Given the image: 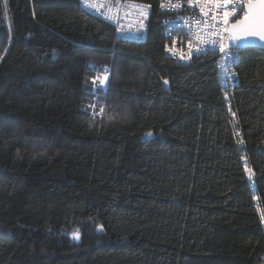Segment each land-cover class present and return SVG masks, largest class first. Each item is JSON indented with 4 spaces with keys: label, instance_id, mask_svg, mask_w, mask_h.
Here are the masks:
<instances>
[{
    "label": "trees",
    "instance_id": "1",
    "mask_svg": "<svg viewBox=\"0 0 264 264\" xmlns=\"http://www.w3.org/2000/svg\"><path fill=\"white\" fill-rule=\"evenodd\" d=\"M133 1L139 42L80 0H0V264H261L264 51L228 107L217 56L168 58Z\"/></svg>",
    "mask_w": 264,
    "mask_h": 264
},
{
    "label": "built area",
    "instance_id": "2",
    "mask_svg": "<svg viewBox=\"0 0 264 264\" xmlns=\"http://www.w3.org/2000/svg\"><path fill=\"white\" fill-rule=\"evenodd\" d=\"M81 6L91 15L101 18L105 23L113 27L115 37L118 39L142 41L147 35V20L151 12V6L136 2L133 0H90L93 7H86L83 0H80ZM174 4H180L181 7H169L167 0H164L165 6L162 8V0L158 1V9L164 18L161 21L163 27V36L166 39L164 52L168 58L177 63H190L192 59L200 56L215 54L216 68L221 81V90L224 99L228 104V94L236 85V74L234 66L239 56V50L232 48L237 55L235 62L228 60L219 50V42L222 41L229 46V27L236 20L245 15V7L249 0H172ZM226 12L232 15L225 17ZM179 38L176 44L173 39ZM208 41V43H204ZM211 41H217L213 44ZM192 43L193 49L200 47L201 52L188 57V44ZM167 46V47H166ZM181 53L186 57L181 59ZM108 69L105 72V69ZM226 72L231 75H226ZM110 75V67H104L101 73L95 72L91 81L92 88L104 91L107 87ZM107 76L104 85L100 84V79ZM95 103V100L93 101ZM229 107V104H228ZM261 264H264V256L261 258Z\"/></svg>",
    "mask_w": 264,
    "mask_h": 264
},
{
    "label": "snow or ice",
    "instance_id": "3",
    "mask_svg": "<svg viewBox=\"0 0 264 264\" xmlns=\"http://www.w3.org/2000/svg\"><path fill=\"white\" fill-rule=\"evenodd\" d=\"M84 4L86 7H93V3L90 2V0H83ZM193 2V0H189V3L191 4ZM228 0H224V3L227 4ZM167 3L169 5V7L175 9L178 7H181L180 4H174L172 3V0H167ZM258 5V16H259V23L258 26H254V27H241L244 24V21H236V24L233 25V30H239L240 32H242L245 36L247 35H252V36H259L261 40H264V0H249V9L251 10L254 6ZM165 6L164 4V0H162V4L161 7L163 8ZM232 15L231 12H226L225 13V17H228ZM249 19V16L246 14L245 15V21ZM240 39L239 36H233L231 38L232 44L235 45L236 41ZM179 41V38H174L173 39V44H176ZM204 43H208V41H204ZM211 43L215 44L217 43V41H211ZM167 47V46H166ZM188 57L190 59V57L196 53H199L202 51V49L200 47H197L195 49H193L192 47V43L189 42L188 44ZM219 50L220 52L227 57L228 60H231L233 63L235 62L234 57L237 55L236 52L233 51L232 48L227 47L222 41L219 42ZM186 57L183 55V53H181V59H185ZM108 69H105V72H107ZM226 75H231L228 74L226 72ZM107 76H105L104 78L100 79V84L104 85L106 80H107ZM168 82L165 81V84H167ZM95 106L93 105V108ZM101 112H103V109H101ZM74 238L79 239V235L78 233H73Z\"/></svg>",
    "mask_w": 264,
    "mask_h": 264
},
{
    "label": "water",
    "instance_id": "4",
    "mask_svg": "<svg viewBox=\"0 0 264 264\" xmlns=\"http://www.w3.org/2000/svg\"><path fill=\"white\" fill-rule=\"evenodd\" d=\"M258 5L254 6L251 10L249 9V3L245 7V15L247 14L249 16V19L245 21V15L241 17L240 21H244V24L241 27H254L258 26L259 23V16H258ZM236 20V21H238ZM236 21L233 22L229 27V46L231 48H235L240 50L247 49V48H255L260 49L264 51V40H261L259 36H252L247 35L245 36L242 32L239 30H233V25L236 24ZM233 36H239L240 39H238L235 43V45L232 44L231 38ZM250 180H252L250 178Z\"/></svg>",
    "mask_w": 264,
    "mask_h": 264
},
{
    "label": "rangeland",
    "instance_id": "5",
    "mask_svg": "<svg viewBox=\"0 0 264 264\" xmlns=\"http://www.w3.org/2000/svg\"><path fill=\"white\" fill-rule=\"evenodd\" d=\"M99 73H101V71H99ZM98 105H99V104H98V102H97L94 106H98ZM97 108H100V106H98ZM71 237H72L73 239H75V240H78V239L74 238L73 235H71Z\"/></svg>",
    "mask_w": 264,
    "mask_h": 264
}]
</instances>
